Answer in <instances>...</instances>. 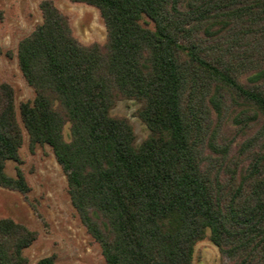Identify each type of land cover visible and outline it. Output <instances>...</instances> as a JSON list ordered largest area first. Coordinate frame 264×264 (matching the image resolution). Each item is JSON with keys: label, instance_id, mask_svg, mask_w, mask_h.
Returning a JSON list of instances; mask_svg holds the SVG:
<instances>
[{"label": "trees", "instance_id": "trees-1", "mask_svg": "<svg viewBox=\"0 0 264 264\" xmlns=\"http://www.w3.org/2000/svg\"><path fill=\"white\" fill-rule=\"evenodd\" d=\"M70 1L98 8L107 38L83 43L41 0L17 49L35 96L18 105L0 82V186L31 191L6 171L26 130L32 151L51 146L105 264H194L207 237L227 264H264V0ZM123 99L140 103L141 142L112 112ZM38 236L0 217V264H28Z\"/></svg>", "mask_w": 264, "mask_h": 264}, {"label": "rangeland", "instance_id": "rangeland-1", "mask_svg": "<svg viewBox=\"0 0 264 264\" xmlns=\"http://www.w3.org/2000/svg\"><path fill=\"white\" fill-rule=\"evenodd\" d=\"M41 0H0V82L12 84L16 102L33 99L34 89L24 78L17 58L18 44L42 22ZM69 15L75 35L85 44L104 42L107 30L98 8L70 0H55ZM140 106L134 99L120 100L114 114L128 116L141 142L150 132L148 126L135 114ZM25 143L20 150L22 163L10 160L6 171L15 176L19 165L31 185L23 194L0 186V217H12L39 232L38 239L26 249L28 264L47 255L56 254L61 264H105L100 244L89 234L72 205L68 179L58 163L51 146H29L26 130ZM65 134L69 136V125ZM229 261L219 247L208 237L195 248L194 264H227Z\"/></svg>", "mask_w": 264, "mask_h": 264}]
</instances>
